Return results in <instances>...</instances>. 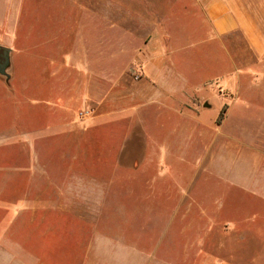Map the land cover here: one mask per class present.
<instances>
[{
  "label": "rangeland",
  "instance_id": "obj_1",
  "mask_svg": "<svg viewBox=\"0 0 264 264\" xmlns=\"http://www.w3.org/2000/svg\"><path fill=\"white\" fill-rule=\"evenodd\" d=\"M98 1L103 5L104 24L120 22V26L117 25L113 29L118 38L130 36L129 32L126 34L121 30H135L140 35L152 29L149 26L143 27L144 30L140 27L142 7L148 20H158L160 17L163 19L167 17L163 16L165 11H169L167 15L176 19L173 27L185 31V38L182 40L184 45L190 43L193 47L190 53L195 54L191 64L198 63L195 68L200 71L201 81L200 85L196 83L193 87L194 91H199L200 98L206 101L209 99L216 101L222 96L234 98L233 90H225L221 86L220 74L225 73L221 61L225 59L226 70L238 73V76H235L236 73L229 75L226 85L229 88L238 87L242 98L253 100L254 104H264V57L257 58L250 52L240 31L221 38V41L212 38L209 22L205 19L202 7L198 6L195 0H177V3L175 0H147L150 3L144 5L138 0L131 3L120 0L123 11L121 10L118 15L112 11L113 0H0L3 15L9 20H16L14 33L9 32L5 35L2 26L0 36L11 39L9 44L15 46L20 53L14 60L12 87L0 85V203H7L13 208L16 204L15 199L20 197L51 199L56 206L55 218L65 221L68 233L73 232V227L80 226L85 229L84 235L88 236L93 232L99 242L114 240L127 248H137L144 253L147 245L145 213L146 210L160 208V203L145 200L147 198L142 192V181L145 178H162L168 183L166 186L168 194L179 193V189H183L185 195H190L189 200H196L191 206L193 211L204 209L209 214L202 220L203 222L196 219L199 222V229L214 223L216 227L229 226L233 231L226 239L217 238V241L223 244L221 249L209 250V257L205 256L191 264H215L213 261H217L218 264H264V152L261 151L264 141L263 120L258 118L237 121L233 117L229 120L231 132L242 134L250 145V148L242 153L256 154L258 159L256 161L258 174L249 177L252 181L246 187L225 183L223 177L221 180L220 175L216 173H204L202 170L194 169L193 159L200 149L192 138L191 129L196 126L195 120L181 122L182 128H185V132L183 130L185 135L177 136L179 139L176 144V137L171 139L169 147L173 145L175 147L164 159L165 167L168 169L161 170L158 167L160 150L165 146L162 144V141H165L163 138H168L161 137L163 135L161 127L165 123L169 127L175 123L180 125L177 119L169 120L170 113L158 116L153 109L144 108L134 116L125 112L123 115H114L112 119L108 118L110 121H101L100 125L94 126L93 123L90 125L87 118L97 112L105 113L130 107V98L127 95L132 89L131 83L127 85L121 82L119 91L117 87L111 90L108 100L98 110H95L94 106L78 107L76 120L73 123L70 121L69 133L61 132L59 136H54L60 131L56 128H65L64 123L54 125L53 116L49 114L51 106L47 101L36 103L44 96L38 98L39 95L34 94L32 86L34 84L46 86L51 81L52 84H58L57 79H49L48 71L54 66L53 63L58 58L57 50L61 46L64 51L82 53L88 60H94L96 48L94 39L96 37L99 39L101 34L105 37L112 35L111 31L108 33L102 31L101 18L97 15ZM237 1L256 19L264 35V0ZM129 6L136 11L138 20L128 16L126 10L130 9ZM168 45L171 47L172 43L169 41ZM173 45L179 49L180 43ZM51 51L56 53L53 63L49 60ZM113 65L111 63V66ZM177 66L182 69L179 63ZM95 68L96 64H93L91 69L94 71ZM39 70L43 73L40 74ZM247 70L253 73L243 75ZM129 78L137 81L142 79V76L139 72L131 71ZM248 82H262V85L258 88L249 87ZM65 83H69L68 79ZM118 92L124 97L120 96L119 100L116 98L112 104L113 97ZM70 110L67 112L73 117L74 108L70 107ZM205 113L206 116L213 118L217 110ZM135 120L148 126L149 134L155 138L154 145L147 144L142 126L141 128L139 125L135 126ZM131 121L133 129L129 132ZM219 122L217 121L218 124ZM83 129L85 131L81 132ZM180 146L184 148L181 160L178 152ZM114 147L121 151L118 155L122 165H128L134 158L142 161L148 152L153 158L151 169L142 168L126 173L113 162ZM73 149H77L78 152L81 149L83 158L86 153L90 165L96 161L98 163L100 157V170L88 167H84L81 173L79 169L67 170V161ZM234 164L237 166L239 161ZM242 166L246 167L247 164ZM255 170L250 169L249 173H255ZM80 179L84 183H89L86 188L96 190L88 193L87 202L74 193L69 195L58 192L64 181L73 182ZM111 179L119 181L112 182ZM50 180L58 181L56 184L59 186L49 185ZM172 204L171 201L168 202L169 206ZM31 236L32 234L27 235L25 240L29 241L28 237ZM148 237L150 239L156 237L158 245L162 243L165 252L168 253V264H190L182 259L183 253L179 249V244L184 243L185 238L176 239L174 234L168 233L162 236L160 242L158 232L156 234L153 232ZM62 250L60 245L55 247L56 253ZM99 260H104L97 261L99 264H110L109 260L114 259L108 257L105 260L101 257ZM191 260L190 258L189 261ZM75 262L80 263L78 260ZM89 263H95L93 254L89 258Z\"/></svg>",
  "mask_w": 264,
  "mask_h": 264
},
{
  "label": "crops",
  "instance_id": "obj_2",
  "mask_svg": "<svg viewBox=\"0 0 264 264\" xmlns=\"http://www.w3.org/2000/svg\"><path fill=\"white\" fill-rule=\"evenodd\" d=\"M127 1L131 3L135 0ZM138 1L143 5L150 3L147 0ZM175 1L177 3V0ZM195 1L204 11L205 19L211 27L212 38L215 37L221 41V38L240 31L246 39L250 52L257 58L264 57V35L256 19L246 10L243 4L237 0ZM111 4L112 11L116 15L121 10L123 11L120 0H113ZM129 8L126 10L128 16L138 20L134 8L130 6ZM140 11L143 14L140 19L141 29L144 30L143 27L146 26L152 29L140 35L135 30H121L126 34L129 32L130 36L118 38L113 33V29L117 25L120 26V22L112 21L104 24L102 20L103 5L98 1L97 15L101 18L102 31H106V33L111 31L112 35L105 37L101 34L99 39L97 37L94 39L96 43L94 60H88L86 55L82 53L74 54L70 50L64 51L61 46L57 50L58 58L56 60L58 61H54L56 58L54 54L56 53L50 52L49 60L51 63L54 61V66L48 71V76L51 80L57 79L58 84H52V81L46 86L34 84L32 89L36 96L39 95L38 98L44 96L43 99L36 102L37 104L47 101L48 105L51 106L49 114L53 116L54 125L64 123L63 127L65 128H56L60 131H57L54 136H59L61 132L69 133L70 121L73 123L76 120V109L78 107L94 106L95 110H98L108 100L111 90L113 91L117 87L119 91L121 82L127 83V85L131 83L132 89L127 95L130 98V107L105 113L97 112L94 116L87 118L90 120V125L92 123L94 126L100 125L101 121H110L114 115H123L125 112H128L130 116H134L144 108L153 109L158 116L170 113L169 120L177 119L180 125L175 123L169 127L165 123L161 127L163 130L161 137H168L163 138L165 141L163 140L162 144L165 146L160 150L158 167L161 170L168 169L165 167L164 159L168 152L175 147V145L169 147L171 139L173 140L176 137V144L179 139L177 136L185 135L183 134L185 128H182L181 125L183 124L181 122L195 120L196 126L191 129L192 138L201 150L198 149L197 155L193 159L194 169L202 170L204 173H216L220 175L221 180L223 177L225 183L246 187L252 181L249 177L258 174L256 166L258 159L255 156L256 154L242 153L245 149H249L250 145L244 140L242 134L231 132L229 120L233 117L237 121H250L258 118L264 121V104H254L253 100L241 97L238 87L229 88L226 85L227 77L232 76L233 72L229 69L226 70L225 59H223L221 62L224 64L222 69L225 73L220 74L221 86L225 90H233L235 96L234 98L222 96L216 101L209 99L207 100L209 107H205L206 100L200 98L199 91H194L193 85L196 83L200 85L199 82H201L200 71L195 68L198 63L194 64L195 66L191 64L192 57L195 54L190 53L193 47L188 42L187 45H184L182 41L185 38V31L173 27L176 19L170 18L167 15V12H169L167 10L163 14L167 17L163 19L157 17L158 20H148L144 7ZM14 22L16 20H9L3 15L2 4H0V33L2 26L5 35L9 32L14 33ZM159 32L161 35H159ZM1 36L0 46L10 49L11 69L8 81L0 76V85L11 88L13 85L14 60L20 53L15 46L9 44L12 41L11 39H4ZM169 41L170 44L172 43V48L168 45ZM174 43H180L179 49L173 47ZM120 57L122 58L120 59ZM111 63L112 65L115 64L111 66ZM177 63L180 64L182 69H179ZM93 64H96L94 71L91 69ZM219 66L222 67L221 63H219ZM131 71L139 72L142 79L130 80ZM39 72L40 74L43 73L41 70ZM249 73H253V71L247 70L243 75ZM237 74L235 76H238ZM67 79L68 84L65 83ZM248 85L249 87L258 88L262 85V82H248ZM120 96L124 97L119 92L115 93L112 104L115 103L116 98L119 100ZM70 107L74 108L73 117L67 112ZM209 110H217L213 118L206 116L205 112ZM221 111H223V116L218 124L217 120ZM138 125L140 128L142 126L141 129L146 137L147 144L154 145L155 138L149 134L148 126L135 120V126ZM132 126L133 122L131 121L128 127L129 132L133 129ZM84 131L83 129L81 132ZM70 133H72V130ZM167 139L169 140L167 141ZM262 140L264 139L262 138ZM262 145L261 151L264 152V141ZM112 149L113 162L126 173L127 171L129 173L138 171L142 168L148 170L152 167L153 158L148 152L145 153L142 161L134 158L128 165H122L119 161L121 151L117 147ZM183 150L182 146L178 147L180 160ZM84 154L85 157L83 158L81 149L79 152L77 149L71 150L67 161V170L79 169L80 173L84 170V167L100 170V157L98 163L96 161L90 165L87 162V154ZM237 161H239V164H247V166L239 164L235 166L234 163H237ZM250 169L255 170V173H249ZM111 181L115 182L117 180L111 179ZM56 182L58 181L50 180L49 185L59 186ZM142 182V192L147 198L145 200H154L160 203V208L149 209L145 213L147 222L145 243L147 245L144 253L138 251L137 248H127L114 240L99 242L93 232L88 236L84 235L85 229L83 230L80 226L73 227V232L68 233L65 221L56 220L55 218L57 212L55 202L47 198L39 200L37 197H20L15 199L16 204L13 208L8 206L7 203H0V264H78L75 260H78L79 264H90L89 258L92 254L95 258L93 264H99L97 261H104L99 260L101 257L105 260L108 257L113 258L114 260H109L110 264H168V253L165 252L162 243L158 245L156 237L151 238L153 240L148 237L153 232L155 234L159 233L160 242L163 239L162 236H166L168 233L174 234L176 239L183 235L181 239L185 238V242L179 244V249L183 253L182 259L191 264L196 260L199 261L200 258H205V256L209 257V250L221 249L223 244L219 243L217 238L223 240L233 233L229 226L216 227L214 223L199 229L198 221L203 222L202 220L208 217L209 214L204 209L193 211L191 206L194 205L196 200H189L190 195H185L183 189H179V193L168 194L166 187L168 183L165 179L145 178ZM60 186L64 187L58 189L60 194L68 193L70 195L74 193L75 196L77 195L85 202L89 199L88 193H91V190L96 191L95 189L86 188L89 183H84L81 179L73 182L66 180ZM95 186L98 187L99 184H95ZM169 201L173 203L171 206L168 205ZM157 218L160 220H156ZM175 222L177 225H175ZM155 229H158V231ZM31 234L32 236L28 237L29 241H26L27 235ZM57 245H60L63 250L56 253L55 247ZM190 258L191 261H189ZM213 262L218 264L217 261Z\"/></svg>",
  "mask_w": 264,
  "mask_h": 264
},
{
  "label": "water",
  "instance_id": "obj_3",
  "mask_svg": "<svg viewBox=\"0 0 264 264\" xmlns=\"http://www.w3.org/2000/svg\"><path fill=\"white\" fill-rule=\"evenodd\" d=\"M11 69L10 49L0 46V76L5 78V81L9 79V71ZM205 107H209L207 101L204 104Z\"/></svg>",
  "mask_w": 264,
  "mask_h": 264
},
{
  "label": "trees",
  "instance_id": "obj_4",
  "mask_svg": "<svg viewBox=\"0 0 264 264\" xmlns=\"http://www.w3.org/2000/svg\"><path fill=\"white\" fill-rule=\"evenodd\" d=\"M222 116H223V111H221V113H220V115L218 117V120H217L218 122L221 120Z\"/></svg>",
  "mask_w": 264,
  "mask_h": 264
}]
</instances>
